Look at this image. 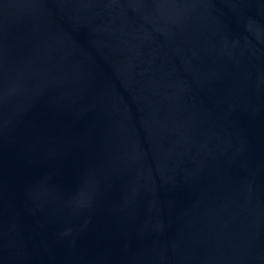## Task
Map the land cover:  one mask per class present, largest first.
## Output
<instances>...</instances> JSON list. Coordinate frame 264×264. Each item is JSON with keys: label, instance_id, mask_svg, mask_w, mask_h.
I'll return each mask as SVG.
<instances>
[{"label": "water", "instance_id": "obj_1", "mask_svg": "<svg viewBox=\"0 0 264 264\" xmlns=\"http://www.w3.org/2000/svg\"><path fill=\"white\" fill-rule=\"evenodd\" d=\"M0 264H264V0H0Z\"/></svg>", "mask_w": 264, "mask_h": 264}]
</instances>
